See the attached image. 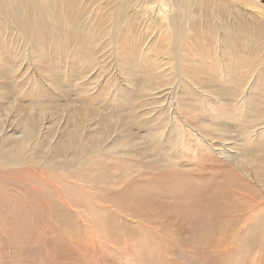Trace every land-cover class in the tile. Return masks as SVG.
<instances>
[{"label": "rangeland", "instance_id": "rangeland-1", "mask_svg": "<svg viewBox=\"0 0 264 264\" xmlns=\"http://www.w3.org/2000/svg\"><path fill=\"white\" fill-rule=\"evenodd\" d=\"M254 21L264 26V0H0V264H200V250L222 262L230 248L215 232L211 246L186 247L204 229L166 208L170 196L131 205L175 224L184 245L174 226L142 228L134 215L120 222L126 236L109 231L119 203L108 196L158 188L153 177L183 158L201 178L234 167L242 212L221 224L264 228V28ZM183 120L213 140L212 166ZM11 147L20 154L2 158Z\"/></svg>", "mask_w": 264, "mask_h": 264}, {"label": "bare ground", "instance_id": "bare-ground-1", "mask_svg": "<svg viewBox=\"0 0 264 264\" xmlns=\"http://www.w3.org/2000/svg\"><path fill=\"white\" fill-rule=\"evenodd\" d=\"M20 1V0H19ZM48 1V0H47ZM52 1V0H51ZM48 3V2H47ZM47 5V4H46ZM49 5V4H48ZM47 5V8H48ZM68 6V4H67ZM71 6V5H69ZM77 6V5H76ZM23 7V6H22ZM39 7V6H37ZM55 7V6H54ZM56 8V7H55ZM73 9V8H71ZM42 9H40L41 11ZM53 10V9H52ZM57 10V9H56ZM74 10V9H73ZM8 11V10H7ZM31 12V11H30ZM29 12V13H30ZM59 12V11H58ZM166 14V11H163ZM3 13V12H2ZM32 13V12H31ZM34 13V11H33ZM32 13V14H33ZM38 13V12H37ZM36 14V13H35ZM46 14V13H45ZM65 14V13H64ZM28 15V14H27ZM26 15V16H27ZM129 15V14H128ZM128 15L125 16L128 18ZM134 15V14H133ZM42 16V15H41ZM168 15L166 14L165 17H167ZM172 16V15H171ZM2 17H4L2 15ZM34 17V16H33ZM56 17V16H55ZM61 17V16H60ZM133 17V16H132ZM162 17V16H161ZM164 17V18H165ZM17 18V17H16ZM51 18V17H50ZM62 18V17H61ZM135 18V17H134ZM36 19V18H35ZM75 19V18H74ZM133 19V18H132ZM171 19V18H170ZM12 20V19H11ZM53 20V19H52ZM126 20V19H125ZM136 20V18H135ZM33 21V20H32ZM31 21V22H32ZM257 21V20H256ZM256 21H254V26L257 29V27H263V24L257 23ZM36 22V20H35ZM38 22V21H37ZM67 22V21H66ZM128 22V21H127ZM130 22L131 19H130ZM259 22V21H258ZM44 23V22H43ZM68 23V22H67ZM13 24V23H12ZM121 24H123L121 22ZM130 24V23H129ZM26 25V24H25ZM37 25V24H36ZM118 25V24H117ZM124 25H126L124 23ZM128 25V23H127ZM131 25H134L131 23ZM136 25V24H135ZM194 25V23H193ZM44 26V25H43ZM36 27V26H35ZM34 27V28H35ZM120 27V26H118ZM131 27V26H130ZM195 27V26H194ZM31 28V27H30ZM197 28V27H196ZM124 29V28H123ZM41 30V29H40ZM129 30V29H128ZM134 30V29H133ZM197 30V29H196ZM213 30V29H211ZM33 31V30H32ZM42 31V30H41ZM124 31V30H123ZM131 31V30H130ZM37 32V31H36ZM84 32V31H83ZM86 32V31H85ZM127 32V31H125ZM135 32V31H134ZM211 32V31H210ZM213 32V31H212ZM82 33V32H81ZM194 33V32H193ZM192 33V34H193ZM201 33V32H200ZM207 33V32H206ZM215 33V30L214 32ZM217 33V31H216ZM43 34V33H42ZM86 34V33H85ZM209 34V32H208ZM35 35V34H34ZM88 35V34H87ZM218 36V34H216ZM215 35V36H216ZM222 35H225L224 33ZM37 37V36H36ZM39 37V36H38ZM134 37V36H133ZM204 37V36H203ZM214 37V36H213ZM80 38V37H79ZM34 39V38H33ZM36 39V38H35ZM3 41V40H2ZM5 41V40H4ZM89 41V40H88ZM226 41L229 42V40H223L224 43H226ZM2 43V42H1ZM5 44V42H4ZM87 44V42H86ZM83 45V44H81ZM90 45V44H89ZM239 45V43H238ZM87 46V45H86ZM225 47V46H224ZM83 48V46H82ZM211 97V96H210ZM217 97V96H216ZM213 98V97H212ZM44 105V104H43ZM42 105V106H43ZM41 106V105H40ZM43 108V107H42ZM41 108V109H42ZM185 122V127L189 128L190 130L187 131L186 133H188L190 136L192 135H196L198 138V141L201 142V144L203 145L202 147L204 148V151L206 152V154L208 155V159L207 160V164L203 165L204 167H209L212 166L214 164V162H216V158L213 157V155H211V152H214L215 150L217 151V149H214V142L213 140H211L210 138H207L204 134H202L201 132H199L198 130H196L193 127H190V123L188 124L187 120H183ZM202 121V120H201ZM179 122V121H178ZM202 123V122H201ZM198 123V124H201ZM33 124V123H32ZM203 124V123H202ZM184 125V124H183ZM187 125V126H186ZM32 126V125H31ZM204 126V125H203ZM209 126V125H208ZM43 127V126H42ZM176 127V126H175ZM35 129V128H34ZM177 129V128H176ZM185 129V128H183ZM204 129V128H203ZM175 130V129H174ZM179 130V129H178ZM205 130V129H204ZM35 131V130H34ZM177 131V130H176ZM185 131V130H184ZM33 133V131L31 132ZM36 133V132H35ZM205 133V132H204ZM179 134V133H178ZM181 134V133H180ZM29 135V134H28ZM37 135V134H36ZM182 135V134H181ZM186 135V134H185ZM1 137V136H0ZM9 137V136H8ZM13 137V136H11ZM19 138V137H18ZM185 138V137H184ZM5 139V138H4ZM21 139V137H20ZM34 139V138H33ZM182 139V138H181ZM185 140V139H184ZM8 141V140H6ZM15 141V140H14ZM33 142V141H32ZM35 142V141H34ZM84 142V141H83ZM1 143V142H0ZM4 143V141H3ZM22 143V142H20ZM5 145V143H4ZM43 145V144H42ZM182 145V144H181ZM13 147H19V143L17 142V144L12 145ZM21 146V145H20ZM7 147V146H6ZM24 147V146H23ZM56 148H59V144H56ZM105 148V147H104ZM4 149V147H3ZM8 149V148H7ZM19 148H15L8 151L6 156H1L2 158H8L10 157V155H19L20 153L18 152ZM189 149V148H188ZM222 151L224 150V148H220ZM1 150V149H0ZM30 150H32L30 148ZM183 150V149H181ZM190 150V149H189ZM231 150V149H230ZM228 150V151H230ZM54 151H57L56 149H54ZM191 151V150H190ZM225 151V150H224ZM226 153H218L219 155H226ZM3 152V151H2ZM32 152V151H31ZM45 152V151H44ZM192 152V151H191ZM201 152V151H200ZM233 153L237 154V152L232 151ZM90 153V152H89ZM3 154V153H2ZM44 154V153H43ZM92 154V152L90 153ZM182 154V152H181ZM242 154V153H241ZM95 155V154H94ZM201 155V154H200ZM247 155V154H246ZM237 156V155H236ZM28 157V156H27ZM86 157V156H85ZM251 157V156H250ZM13 158V157H11ZM15 158V157H14ZM23 158V156H22ZM41 158V157H40ZM180 158V157H179ZM202 158V157H201ZM200 158V159H201ZM242 158V157H241ZM1 159V158H0ZM43 159V156H42ZM94 159V158H93ZM184 159V163L182 161V159H180L178 161V166L179 168L174 170L170 167V165L165 166L164 168H162L160 170V172H158L154 177H153V183L156 187V189H152L150 188L148 185H144L140 190H139V194L136 195L135 197L132 196L130 190L125 187L122 190L118 191L115 195L112 196H108L111 200L118 202V207L115 208V212L108 214V216H106L107 220H108V224H109V231L112 233L113 238L118 239V237L123 234V235H127L130 231H131V226L130 223H125V224H120V222H123V220L128 219L126 218V216L129 215H134L137 220H138V225L142 228H149L152 226H160L163 229H168L172 226H174V238H178L175 239L174 241H182L179 239H184L185 236L182 235L178 230L177 227L175 226V224H170V223H159L158 221H156V218H152L148 221H146L145 218L148 213V209L146 208H137L136 205H131V202L133 203V199H138L140 201H143L147 204H153L155 202V196L156 195H163V196H170L173 198V202L170 204H166L165 207L169 208L171 210L174 211V208L177 209L178 211L183 212L188 218L193 219L194 221H196V223L194 225H191L190 228H193L194 230H196V228H200L203 227L204 231L202 233V235L198 238H189V241H196L198 240V243L196 244H186L187 248H193L194 251L191 252H196L198 251L199 247L204 248L206 246H211V244L213 243L212 240H214V232L217 234V241H220L222 244L225 245V247H229L230 251L226 252L224 251V256H220L219 259H224L222 262L216 261L215 259H213V257L209 254H206L204 252V250H200L198 252V254H200L201 256H203L204 258L201 260L200 264H261L264 261V228H262L261 225L259 226H254L255 229L250 230V232L248 233V230L244 227H241V229L239 231H236L233 228V221L235 223L238 224V221L233 217L232 220H230V225L229 227L223 226L221 224L222 221H225L226 217V213H232L235 212L236 210L241 213L242 209L240 208V206L238 204H236L234 202L235 199V194L236 193V187L237 185L240 183L241 178L238 175V172L235 171L234 167L231 168H225L224 172L226 174V176L223 179H219L218 175L216 176H211V177H207V178H201V172L199 170V168L201 166L198 167L197 171H194L192 169L188 168V165H190L189 163L191 162L190 160H188L187 158H183ZM7 160V159H5ZM10 160V159H9ZM12 160V159H11ZM19 160V159H18ZM95 160V159H94ZM93 160V162H94ZM97 160V159H96ZM83 161V160H81ZM99 161V160H98ZM246 161V160H245ZM7 162V161H5ZM9 162V161H8ZM22 162V161H21ZM193 162V161H192ZM205 162V159H204ZM219 162V161H218ZM16 163V162H15ZM171 163V162H170ZM220 163V162H219ZM2 164V163H1ZM7 164V163H6ZM11 164V163H9ZM14 164V163H13ZM96 164V163H95ZM181 164H183V166H186L185 168H188L189 170H184V169H180ZM222 164V163H220ZM174 165V164H173ZM245 165V164H244ZM5 166V164H4ZM98 166V165H97ZM222 166V165H221ZM80 168V167H79ZM82 168V167H81ZM84 168V167H83ZM86 168V166H85ZM234 168V169H233ZM1 170V169H0ZM85 170V169H84ZM75 171V170H74ZM87 171V170H86ZM91 171V170H90ZM89 172V171H88ZM78 173V172H77ZM87 173V172H86ZM227 175H229V180L226 181V177ZM92 179V177H91ZM101 181V179H96V182ZM105 182V180H103ZM230 185L232 183H234V185L230 186V192L227 191L226 189V185L229 184ZM7 184V183H6ZM4 189V188H3ZM133 198H132V197ZM43 199V198H42ZM44 200V199H43ZM7 201V200H6ZM14 202V201H13ZM4 203V202H3ZM47 203V202H46ZM231 204H233L234 206H236V208H234ZM5 205V204H4ZM8 205V204H7ZM45 205V204H43ZM114 207V205H112ZM141 206V205H140ZM38 207V206H37ZM11 209V208H9ZM250 210H252L250 208ZM15 212V211H14ZM13 212V213H14ZM149 213H152L151 211H149ZM27 214V213H26ZM12 217V214H11ZM83 217V215H82ZM85 218V217H83ZM85 219H83L84 221ZM86 221V220H85ZM84 221V222H85ZM88 222V221H87ZM219 224L218 227H214L213 224ZM66 227V226H65ZM80 227L84 228L82 225H80ZM60 229V228H59ZM67 229V228H66ZM71 229V228H70ZM76 229V228H75ZM69 230V228H68ZM67 230V232H68ZM138 230V227H137ZM170 229H168L169 231ZM71 231V230H70ZM83 231V229H82ZM139 231V230H138ZM155 231V230H154ZM171 231V230H170ZM6 232V231H5ZM72 232V231H71ZM107 232V231H105ZM156 233L158 234V231L154 233V235H156ZM168 233V232H167ZM74 234V233H73ZM80 234V233H79ZM164 234V233H163ZM12 235V234H11ZM167 235V234H166ZM164 235V236H166ZM76 236V235H75ZM109 236V235H108ZM163 236V237H164ZM169 236V235H167ZM171 236V234H170ZM155 238V237H154ZM28 239V238H27ZM110 239V238H109ZM147 239V238H146ZM152 239V236H151ZM156 239V238H155ZM158 236L157 239L158 240ZM162 239V238H160ZM53 240V239H52ZM75 240H78L77 238ZM74 240V241H75ZM27 241V240H26ZM51 241V240H49ZM73 241V242H74ZM90 241V240H89ZM170 241V240H169ZM47 242V241H46ZM144 242V240H143ZM148 240L146 241L147 244ZM104 243V242H103ZM51 244V242L49 243ZM105 244V243H104ZM133 244V243H132ZM138 244V243H137ZM140 244H142V242H140ZM144 244V243H143ZM145 244V245H146ZM139 245V244H138ZM138 245H133L135 246V248ZM152 244H148V246H150ZM165 245V244H164ZM170 245V244H169ZM181 245L183 244V241L181 242ZM53 246H56L55 244ZM132 246V245H131ZM130 246V247H131ZM143 246V245H142ZM177 246V245H176ZM40 247V246H39ZM58 247V246H57ZM114 247V246H113ZM116 247V246H115ZM144 247V246H143ZM142 247V248H143ZM158 247V246H157ZM117 248V247H116ZM127 248V247H126ZM125 248V249H126ZM133 248V247H132ZM140 248V247H139ZM138 248V249H139ZM151 249V247H148V249ZM154 250V247H152ZM173 248V247H172ZM178 248V247H177ZM107 249V248H106ZM119 249V248H118ZM149 249V250H150ZM50 250V249H49ZM134 250V249H133ZM152 250V251H153ZM118 251V250H117ZM122 251V250H121ZM142 251V250H141ZM140 251V252H141ZM162 251V250H161ZM51 252V251H50ZM123 252H127V250L120 252V254ZM132 252V251H131ZM135 253H137L134 250ZM150 252V251H148ZM157 252V251H156ZM17 253V251H16ZM133 253V252H132ZM139 253V251H138ZM155 253V251H154ZM153 253V255H155ZM158 253V252H157ZM144 253H140V256ZM148 254V253H147ZM70 255V254H69ZM137 255V254H135ZM139 255V254H138ZM63 255H61L60 257H62ZM66 256V255H65ZM100 256V255H99ZM131 256V255H130ZM145 256V255H144ZM156 256V255H155ZM154 256V257H155ZM159 256V255H157ZM136 257V256H135ZM138 257V256H137ZM153 257V258H154ZM160 257V256H159ZM158 257V258H159ZM164 257V256H163ZM162 257V258H163ZM52 258V257H50ZM54 258V257H53ZM59 258V257H58ZM96 258V257H95ZM126 258V257H125ZM140 258V257H139ZM157 258V257H156ZM155 258V260H156ZM47 259V258H46ZM61 259V258H60ZM161 259V258H160ZM164 259V258H163ZM166 259V258H165ZM164 259V260H165ZM124 260V258H123ZM135 260V258H134ZM133 260V261H134ZM143 260V258H142ZM151 260V258L149 259ZM41 261V260H40ZM58 261V260H57ZM75 261H71V262H76ZM141 261V260H140ZM144 261V260H143ZM22 262V261H21ZM56 262V261H55ZM63 262V261H62ZM61 262V263H62ZM136 262V260H135ZM142 262V261H141ZM140 262V263H141ZM149 262V261H148ZM147 262V263H148ZM155 262V261H154ZM160 263V261H158ZM137 263H139L137 261ZM146 263V264H147ZM58 264V263H56ZM142 264V263H141ZM145 264V263H144ZM152 264V262H151ZM155 264V263H154Z\"/></svg>", "mask_w": 264, "mask_h": 264}]
</instances>
